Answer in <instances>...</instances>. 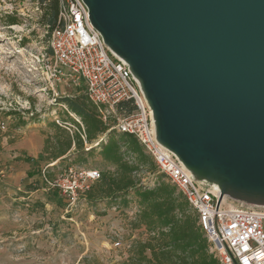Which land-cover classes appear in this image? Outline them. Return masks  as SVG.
<instances>
[{
	"label": "water",
	"instance_id": "1",
	"mask_svg": "<svg viewBox=\"0 0 264 264\" xmlns=\"http://www.w3.org/2000/svg\"><path fill=\"white\" fill-rule=\"evenodd\" d=\"M157 140L221 195L264 205V0H83Z\"/></svg>",
	"mask_w": 264,
	"mask_h": 264
},
{
	"label": "rangeland",
	"instance_id": "2",
	"mask_svg": "<svg viewBox=\"0 0 264 264\" xmlns=\"http://www.w3.org/2000/svg\"><path fill=\"white\" fill-rule=\"evenodd\" d=\"M40 15L39 0H0V264H126L132 243L145 237L143 228L132 227L136 197L127 206L89 202L84 193L71 199L52 185L68 168L110 167L98 148L84 163L55 166L47 159L44 142L57 121L83 134L81 118L60 98L82 94L84 86L50 77ZM104 121L113 126L112 116ZM104 137L85 142V149ZM136 176L153 185L148 171Z\"/></svg>",
	"mask_w": 264,
	"mask_h": 264
},
{
	"label": "built area",
	"instance_id": "3",
	"mask_svg": "<svg viewBox=\"0 0 264 264\" xmlns=\"http://www.w3.org/2000/svg\"><path fill=\"white\" fill-rule=\"evenodd\" d=\"M48 33L53 81L82 83L87 99L98 107L103 120L113 117V128L136 137L154 160L165 181L175 187L194 210L220 264H264V205L221 195L216 183L197 179L179 157L156 137L152 110L127 62L104 42L89 20L83 0H59L58 25ZM133 110L121 114L120 102ZM104 109V111H103ZM72 132L73 125L58 122ZM84 138V133L81 134ZM101 173L94 168H68L52 185L75 199L85 194Z\"/></svg>",
	"mask_w": 264,
	"mask_h": 264
},
{
	"label": "trees",
	"instance_id": "4",
	"mask_svg": "<svg viewBox=\"0 0 264 264\" xmlns=\"http://www.w3.org/2000/svg\"><path fill=\"white\" fill-rule=\"evenodd\" d=\"M39 3L41 23L50 31L58 25L59 0H39ZM10 21L11 24L17 23L14 19ZM47 51L51 55L49 47ZM60 101L81 118L85 137L81 132H70L54 124L57 132L46 138L43 146L49 162L59 159L52 164L55 166L63 162L68 165L84 163L98 148L103 162L110 168L103 169L100 178L85 192L87 201L107 200L127 206L130 196L137 199L139 208L132 227L143 228L145 237L132 243L126 264H220L209 251L207 237L197 225L192 207L174 186L165 181L136 137L119 133L107 124L98 107L84 93L64 96ZM133 108L130 101L116 105L121 114H128ZM72 121L78 127L75 120ZM101 136L105 137L97 145L85 149V142L90 144ZM142 171L153 176L152 186L139 183L136 175Z\"/></svg>",
	"mask_w": 264,
	"mask_h": 264
},
{
	"label": "crops",
	"instance_id": "5",
	"mask_svg": "<svg viewBox=\"0 0 264 264\" xmlns=\"http://www.w3.org/2000/svg\"><path fill=\"white\" fill-rule=\"evenodd\" d=\"M59 159H57L56 161H54L53 163L57 162Z\"/></svg>",
	"mask_w": 264,
	"mask_h": 264
}]
</instances>
